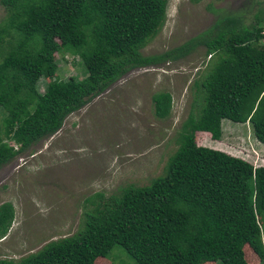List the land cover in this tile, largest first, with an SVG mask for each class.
I'll use <instances>...</instances> for the list:
<instances>
[{
  "label": "trees",
  "instance_id": "1",
  "mask_svg": "<svg viewBox=\"0 0 264 264\" xmlns=\"http://www.w3.org/2000/svg\"><path fill=\"white\" fill-rule=\"evenodd\" d=\"M0 6L6 13L0 168L54 135L68 115L130 71L178 61L198 47L209 59L162 176L107 198H86L91 209L75 234L0 264H95L114 246L134 264H248L245 251L264 264V167L195 143L198 132L219 141L223 120L250 119L264 144V16L245 27L233 16L220 17L184 43L143 56L140 50L164 24L165 0H0ZM57 53L79 58L85 76L57 78ZM40 78L48 79L42 93ZM150 101L154 118L169 117V93H153ZM13 214L10 203L0 204V240Z\"/></svg>",
  "mask_w": 264,
  "mask_h": 264
},
{
  "label": "rangeland",
  "instance_id": "2",
  "mask_svg": "<svg viewBox=\"0 0 264 264\" xmlns=\"http://www.w3.org/2000/svg\"><path fill=\"white\" fill-rule=\"evenodd\" d=\"M165 2L164 24L140 50L143 56L184 43L209 29L220 17L233 16L245 27L254 22L255 16L259 20L264 16V0ZM4 21L6 13L0 6V24ZM259 45L264 47V40ZM53 57L57 78L79 80L85 76L76 56L57 53ZM208 60L203 48L198 47L178 61L130 71L68 115L54 135L2 166L0 204L10 203L14 214L0 240V258L17 260L50 241L75 234L83 213L91 209L84 202L86 198L96 194L107 198L122 188L145 186L162 176L167 159L177 147L180 125L196 101L195 83H199ZM47 81L38 80L39 93ZM156 92L171 96V112L164 120L152 114L150 96ZM252 123L250 119L244 124L223 120L219 141L198 132L195 143L240 158L253 168L264 167V144L256 138ZM260 223L263 233L264 215ZM244 258L248 264H258L246 251ZM95 264L134 263L114 246L108 258H98Z\"/></svg>",
  "mask_w": 264,
  "mask_h": 264
},
{
  "label": "built area",
  "instance_id": "3",
  "mask_svg": "<svg viewBox=\"0 0 264 264\" xmlns=\"http://www.w3.org/2000/svg\"><path fill=\"white\" fill-rule=\"evenodd\" d=\"M262 34H264V30H263Z\"/></svg>",
  "mask_w": 264,
  "mask_h": 264
},
{
  "label": "clouds",
  "instance_id": "4",
  "mask_svg": "<svg viewBox=\"0 0 264 264\" xmlns=\"http://www.w3.org/2000/svg\"><path fill=\"white\" fill-rule=\"evenodd\" d=\"M264 30V29H263ZM142 69V68H141ZM135 70V69H134ZM133 71V70H132Z\"/></svg>",
  "mask_w": 264,
  "mask_h": 264
}]
</instances>
